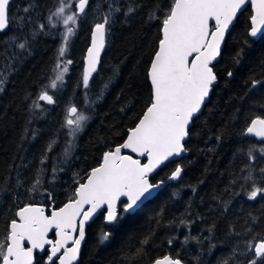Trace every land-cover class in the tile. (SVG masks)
I'll return each mask as SVG.
<instances>
[{"label":"trees","instance_id":"16d2710c","mask_svg":"<svg viewBox=\"0 0 264 264\" xmlns=\"http://www.w3.org/2000/svg\"><path fill=\"white\" fill-rule=\"evenodd\" d=\"M76 1L64 0L74 8ZM170 3L89 0L67 44L72 63L51 89L64 27L49 17L60 0H11L9 27L0 32V239L20 207L49 209L74 198L77 182L138 122L150 103L148 70ZM105 15V50L84 88L91 33ZM251 16L247 7L227 34L213 66L217 83L189 128L188 155L150 177L153 183L166 180L181 165L180 180L134 213L122 211L121 202L111 224L102 210L87 225L78 264H152L166 254L184 264H249L255 258L248 243L264 239V196L251 200L248 193L253 184L264 187V141L245 130L264 117V33L249 36ZM253 81L261 83L254 87ZM44 91L54 104L38 99ZM71 106L88 119L70 135L65 119ZM48 254H37L36 264H47Z\"/></svg>","mask_w":264,"mask_h":264},{"label":"snow or ice","instance_id":"6c2138e0","mask_svg":"<svg viewBox=\"0 0 264 264\" xmlns=\"http://www.w3.org/2000/svg\"><path fill=\"white\" fill-rule=\"evenodd\" d=\"M88 3L89 0H78L77 11L65 15L66 8H70L71 4L60 0V6L52 14L62 21L66 29L65 47L60 49V56L65 54L68 39L75 34L78 18L85 12ZM249 3L255 10L250 28V35L255 37L264 29V0H171L162 20L158 50L150 62V103L139 122L129 129L127 139L122 144L104 153L101 164L87 174L83 183L77 182L74 198L63 207L52 208L49 212L44 206L27 204L16 212L18 220H11L7 234L0 239V264H35V253L37 250L44 252L46 247L49 250L47 264H55L56 261L58 264H73L85 237V223L94 214L106 207V219L115 221L117 205L122 197L126 198L121 206L122 211L128 212L147 200L153 189L160 187L159 183L149 182V175L171 157L186 151L184 141L189 135V124L217 80L213 61L220 55L225 34L237 13ZM9 5L10 0H0V32L9 27ZM128 11L133 9L129 8ZM108 23L109 18L105 15L103 23L94 26L83 74L84 88L88 87L89 79L99 63ZM70 24L73 27H69ZM18 46L25 48L24 43ZM71 63L68 60L62 69L57 64L54 71L60 70L51 81V89H56L58 82H63L67 65ZM260 83L253 81V86ZM38 99L47 104L55 103L47 91L42 92ZM87 119L76 106H71L65 119L69 134L79 131ZM245 132L264 140V117L252 119ZM125 149L136 156L122 154ZM260 151L264 153V149ZM138 157L145 158L147 162L142 163ZM260 171L264 173V168ZM181 172L182 169L177 167L170 179H178ZM245 179L252 177L249 175ZM258 195L264 196V187L253 184L248 198L254 200ZM53 229L55 240L49 239ZM107 238L108 234H105L103 239ZM25 242L29 246L26 247ZM69 242L73 247L67 246ZM248 250L255 255L249 264H264V239L255 244L249 242ZM154 264H181V261L165 255Z\"/></svg>","mask_w":264,"mask_h":264},{"label":"water","instance_id":"95a60500","mask_svg":"<svg viewBox=\"0 0 264 264\" xmlns=\"http://www.w3.org/2000/svg\"><path fill=\"white\" fill-rule=\"evenodd\" d=\"M10 2H11V0H10ZM247 7H250V9H251V11H252V16L255 14V10L253 9V7L251 6V3H249L248 5H246L245 6V9L247 8ZM245 9H243V10H241V12L242 11H244ZM241 12H239V13H237V17H236V19L233 21V23L229 26V29H228V31L226 32V34H225V39H224V41H223V43L221 44V48H220V55L217 57V59L215 60V61H213V66L216 64V63H218L219 61H220V59H221V54H222V51H223V47H224V44H225V40H226V37H227V34L230 32V30L232 29V27L235 25V23H236V21H237V18H238V16L240 15V13ZM251 16V17H252ZM211 23V22H210ZM250 28H251V19H250ZM7 29V28H6ZM5 29V30H6ZM4 30V31H5ZM4 31H2V32H4ZM93 32H94V28H93V30H92V33H91V41H90V45H89V47L87 48V51H88V49L91 47V43H92V34H93ZM248 33H249V36L251 37V38H253V39H259L262 35H263V33H264V29H262V32L261 33H258L257 34V36H255V37H253V36H251L250 35V29H249V31H248ZM105 45H106V36H105ZM104 50H105V46H104V48H103V50L101 51V53H100V58H99V63L97 64V67H96V71L99 69V66H100V63H101V58H102V56H103V53H104ZM157 50H158V48H157ZM87 51H86V54H85V60H84V68H86V56H87ZM154 57V56H153ZM153 59V58H152ZM150 68V67H149ZM213 70H214V67H213ZM96 71L95 72H93L92 73V75L93 74H95L96 73ZM148 72H149V70H148ZM215 72V71H214ZM149 81H150V79H149ZM217 83V80L214 82V84L212 85V87H211V90H210V92H209V95H208V97H206V99H205V101H204V104L202 105V107H201V109H200V111L193 117V119H192V121L190 122V124H189V128L191 127V125H192V123H193V120L201 113V111L203 110V108L205 107V105L207 104V102L209 101V98H210V95H211V93H212V90H213V87H214V85ZM150 84H151V82H150ZM50 95V94H49ZM45 102V101H44ZM146 110V109H145ZM145 112V111H144ZM143 112V113H144ZM143 115V114H142ZM142 117V116H141ZM140 117V118H141ZM140 120V119H139ZM139 120H138V122H139ZM137 122V123H138ZM136 123V124H137ZM135 124V125H136ZM135 125L133 126V127H135ZM132 127V128H133ZM189 128H188V131H189ZM129 129H131V128H129ZM129 129H128V132H129ZM248 136H250V137H254V138H256V139H259V140H261L259 137H256V136H253V135H249V134H247ZM127 136H128V133H127ZM127 136H126V138L124 139V141L127 139ZM188 139H189V135L185 138V141H184V147H185V149H186V151L185 152H183V153H181L179 156H174V157H171L168 161H166L164 164H162L159 168H157L153 173H151L150 175H149V182L150 183H153L152 181H151V179H150V177L151 176H153L157 171H159L166 163H168V162H178V161H180L181 159H183L185 156H187L188 155V150H187V148H186V142L188 141ZM123 141V142H124ZM264 141V140H263ZM123 142H121L120 144H122ZM120 144H118V145H116L115 147H117V146H119ZM115 147H113V149H111V150H109V151H112V150H114L115 149ZM108 152V151H107ZM122 154H127V155H133L134 157L136 156V154H134V153H131L130 152V150H123V152H122ZM139 159H141V161H142V163H146L147 161H146V159L145 158H143V157H138ZM103 159V158H102ZM101 162H102V160H101ZM101 162H100V164H101ZM99 164V165H100ZM99 165H97V166H95V167H98ZM95 167H93V168H95ZM177 167H180L181 169H182V167H181V165H178ZM176 167V168H177ZM92 168V169H93ZM175 168V169H176ZM91 169V170H92ZM175 169H174V171H175ZM173 171V172H174ZM172 174V173H171ZM182 174H183V169H182V172H181V175H180V177L178 178V179H170V177H171V175L166 179V180H163L162 181V183H161V181L160 182H156V183H159L160 184V187L159 188H156V189H153V191H152V195L147 199V200H144L142 203H139V205L134 209V210H130V211H128V212H130V213H134L137 209H139L140 207H142L147 201H149L150 199H152L161 189H163L166 185H168V184H170V183H176V182H178L179 180H180V178H181V176H182ZM85 181V180H84ZM83 181V182H84ZM83 182H81V183H83ZM156 183H153V184H156ZM69 201V200H68ZM68 201H66L65 203H67ZM123 201H126V198H121V201H120V203L121 202H123ZM64 203V204H65ZM120 203H118V205H117V211H118V207H119V204ZM29 204H33V205H37V206H43V205H40V204H37V203H29ZM64 204L62 205V206H60V207H63L64 206ZM27 205V204H26ZM25 206V205H24ZM23 207V206H22ZM60 207H55L54 205H52L49 209H47L49 212L51 211V209L52 208H56V209H58V208H60ZM21 208V207H20ZM19 208V209H20ZM18 209V210H19ZM17 210V211H18ZM102 210H105V220H106V223L107 224H111V223H113V221L112 222H109L107 219H106V216H107V210H106V207L105 208H103V209H100L96 214H94L93 216H92V218L90 219V220H88L86 223H85V237H84V240L81 242V245H80V250H79V254H78V257H77V259L73 262V264H78L79 263V261H80V257H81V251H82V247H83V244H84V242H85V240H86V228H87V225H89L100 213H101V211ZM16 219L18 220V217H16ZM55 232V229H53V232L52 233H49V239H53V240H55L56 239V237L53 235V233ZM77 238H78V235H77ZM25 246L27 247V246H29L28 244H27V242H25ZM68 247H73V245H72V243L71 242H69V244L67 245ZM46 250H48V248L46 247ZM49 251V250H48ZM45 252V251H44ZM44 252H39V250H37V252L35 253V264H36V255L37 254H42V253H44ZM166 255H169V256H171L170 254H166ZM165 256V255H164ZM164 256H162V257H159V258H157V259H161V258H163ZM173 257V256H172ZM174 258V257H173ZM157 259H155L154 261H153V263L152 264H154V262L157 260ZM174 259H179V258H174ZM180 260V259H179ZM181 261V260H180ZM56 264H58V261H56ZM181 264H184L182 261H181Z\"/></svg>","mask_w":264,"mask_h":264},{"label":"rangeland","instance_id":"374dc122","mask_svg":"<svg viewBox=\"0 0 264 264\" xmlns=\"http://www.w3.org/2000/svg\"><path fill=\"white\" fill-rule=\"evenodd\" d=\"M75 1V0H74ZM72 2V1H71ZM69 3V4H71V7L70 8H66V12H65V15H67V14H71V13H73V12H76L77 11V3H78V0L76 1V5H75V7L76 8H74V6L72 5V3ZM52 18H53V15H52ZM59 20V19H58ZM60 21V23L63 25V23H62V21L61 20H59ZM63 27H64V25H63ZM69 27H73V25H69ZM65 31H66V29H65V27H64V33H65ZM70 39V38H69ZM69 39H68V41H69ZM67 44H68V42H67ZM67 46L68 45H66V50H67ZM62 47H65V43H64V40H63V44H62ZM61 47V48H62ZM67 62V57H66V51H65V54L63 55V56H60V59H59V64H60V66H61V69L65 66V63ZM60 69H57L56 70V74H57V72L59 71ZM56 76V75H55ZM83 125V124H82ZM81 128H82V126H81ZM80 128V129H81ZM75 133V132H74Z\"/></svg>","mask_w":264,"mask_h":264}]
</instances>
